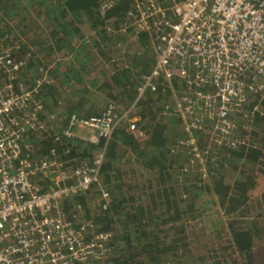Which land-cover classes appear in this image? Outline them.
<instances>
[{"label": "trees", "instance_id": "trees-1", "mask_svg": "<svg viewBox=\"0 0 264 264\" xmlns=\"http://www.w3.org/2000/svg\"><path fill=\"white\" fill-rule=\"evenodd\" d=\"M105 1L0 0V56L8 54L18 67L16 78L30 79L47 71L52 79L37 97L43 112L27 132L23 155L45 157L54 152L72 168L81 160L91 165L102 154L100 178L109 205L90 217V235L108 250L106 264H264V113L260 114L264 112V97L260 93L251 92L250 103L243 110L253 117L250 130L240 124L243 113L232 116L234 127L226 138L236 140L234 146L226 140L221 146L208 145L205 133L198 132L201 147H212V155L208 151L209 156H203L206 180L200 168L198 172L183 169L185 152L179 146L188 135L171 100L180 89L177 82L161 79L156 91L140 97L135 129L122 120L108 139L99 137L97 143H84L63 134L73 114L99 115L109 102L126 108L153 65V59L145 53L154 32L134 35L139 19L134 0H111L104 5ZM156 1L164 8L165 20L174 22V2ZM128 40L140 42L143 48L124 60L117 47ZM152 47L155 54V45ZM54 50L68 62L55 61ZM7 76L0 70V85ZM59 93L63 94L61 98ZM46 94H50L49 101ZM67 96L64 104L58 103ZM50 104L56 106L55 111ZM162 109L163 117L156 116ZM74 129L79 133L78 129L84 128ZM129 152L137 159L130 169L157 173L154 180L148 178L145 194L138 200L132 191L125 193L128 187L136 186V179L124 175L134 171H123L119 163ZM84 193L64 200L63 209L71 213L73 204L84 207ZM219 210V216H210ZM201 216H207V229H226L228 245L198 254L192 251L185 222ZM81 220L79 217L74 224Z\"/></svg>", "mask_w": 264, "mask_h": 264}, {"label": "built area", "instance_id": "built-area-1", "mask_svg": "<svg viewBox=\"0 0 264 264\" xmlns=\"http://www.w3.org/2000/svg\"><path fill=\"white\" fill-rule=\"evenodd\" d=\"M172 1L176 19L168 23L156 0H134L139 14L134 35L154 32L156 50L135 101L156 91L161 79L177 82L173 104L185 127L213 126L225 141L229 117L241 111L251 92H264V0ZM7 57L0 56V70L8 75L0 85V264H106L108 250L90 235L92 221L74 224L79 211L62 207L72 195L99 185L102 155L72 168L56 157L23 155L27 132L43 112L37 97L52 79L47 71L30 82L16 78L18 67ZM133 109L121 112L109 102L99 115L73 114L63 134L97 143L122 120L135 129V115L128 117ZM100 198L106 209L108 192L102 188Z\"/></svg>", "mask_w": 264, "mask_h": 264}, {"label": "rangeland", "instance_id": "rangeland-1", "mask_svg": "<svg viewBox=\"0 0 264 264\" xmlns=\"http://www.w3.org/2000/svg\"><path fill=\"white\" fill-rule=\"evenodd\" d=\"M128 43H123L121 45V47H117L119 49H121L120 53L122 54V59L124 60H127V59H130V57H133L134 55L136 54H139V51L143 48L141 46V43L140 42H133V43H129V40L127 41ZM152 44L153 41H152ZM152 44H150L146 50V53H145V57L148 56L149 58H152L153 59V63H154V59H155V54L153 52V47H152ZM78 49L81 48V46L79 45L77 47ZM81 50V49H80ZM39 53V52H38ZM41 53V52H40ZM55 53V57L53 59H55V61H60L62 62L63 64H65L67 61V59L65 57H59L58 54L60 53L59 51L57 50H54ZM123 54H127L129 56L126 57L124 56L123 57ZM134 54V55H133ZM49 59H52V58H49ZM42 65L44 64L43 61H41ZM48 67V66H47ZM46 67V69H47ZM107 67H108V64H107ZM23 77V76H22ZM33 78V77H32ZM28 79L25 77H23L22 79L25 81V82H30L31 79ZM30 80V81H28ZM142 81V80H141ZM141 83V82H140ZM260 95L261 97H264V92H260ZM47 99L48 101L50 100V94L47 95ZM63 96L62 93H59V98H61ZM68 99V96L64 98V100H60L58 103L59 104H64L65 101H67ZM136 100V97L134 98V100L131 102V103H128V106L125 108L123 105H120V111L121 112H124L125 110H127L128 108L131 107V105L133 106V110H131L130 114L128 117L132 116V115H135L136 117V120L139 121V115L138 113L140 111H138L139 109H141V105H140V102L137 100V102L135 101ZM170 99H167V101H162V102H165V104L169 101ZM171 100L175 101V96L171 97ZM250 100H251V97H249L247 104L250 103ZM134 103V104H133ZM52 108H54V111L56 110V106H54L53 104H50ZM157 104H155V106H157ZM246 105L243 106V108L241 109V113L242 116H241V121H240V124L242 125L243 128H247L248 130L251 129V119L253 118L252 115L250 114V112L248 111H244V108L246 107ZM153 107V106H152ZM163 107V106H162ZM258 106H256V109H257ZM125 108V109H123ZM123 109V110H121ZM153 110H154V107H153ZM160 112V113H159ZM159 112H156V116H161L163 117V109ZM158 113V114H157ZM264 112L260 111V114L262 115ZM237 114V113H236ZM232 116L231 115L229 117V120H230V127H226V135L230 132V128L231 127H234L233 126V122H232ZM124 122L127 123V120L125 119ZM183 126V130H185V133H187L188 135V139L181 142L179 148H181V151L183 150L185 152V155H184V165L185 167L183 168L185 171H189L191 172L192 170L195 171H199L198 168H200L203 172H202V178L204 180L207 179V174L206 172L202 169L203 167V163H204V157L205 156L206 158L209 156V152L210 154L212 155V150L210 148L209 150V147L208 145L210 144L211 146H213L214 144L218 145L220 144L223 145L225 144L224 141V137H225V134H222L220 133L218 130L216 129H213V126H205L204 129H195V128H190L189 129L187 127H185L184 123L182 122ZM55 125V123L53 124ZM52 125V126H53ZM180 130L182 131V129L180 128ZM78 132L81 133V134H84L83 133V130L82 129H78ZM198 132L200 133H205V137L207 136L208 137V145H204L203 147H201V144L200 143V139L197 134H199ZM221 132H224V131H221ZM196 133V135H195ZM88 135V133H87ZM250 134L247 135V139L249 138ZM230 137L227 136V140L228 141V144H230L231 146H234L235 143H236V140H233V141H230L229 139ZM84 142V141H83ZM86 143V142H84ZM214 143V144H213ZM227 144V143H226ZM187 146V148L185 147ZM207 147V148H206ZM217 150L218 147H216ZM214 150V149H213ZM209 151V152H208ZM219 152V151H218ZM98 153V151L95 153V155ZM207 154V156L205 155ZM101 155V154H100ZM134 160H137L135 155L132 153V152H129L128 154L125 153L123 154L122 158L119 160V163H120V168L123 169V171H126V170H132L130 169L129 167L135 165L134 163ZM214 161V160H213ZM212 163V162H211ZM194 165H196L194 167ZM206 166V164H205ZM134 171V170H132ZM123 172H121L122 174ZM156 171H150V170H143V169H138V170H135L134 171V174L133 173H130L128 175H124V176H127V177H134L135 176V179H136V186H130L128 187L127 189H125V193H129L130 191L133 192V196L137 198H143L144 194H145V186L149 184V181H148V178L151 179V180H154L153 178L156 176ZM43 180V178H42ZM40 181V180H39ZM40 183H42L41 185L43 187H45V183L40 181ZM165 182L162 181V185L164 184ZM176 183H172V185H174ZM104 185V182L101 180L100 178V182H99V185H94L92 186L87 192L85 191L83 197H84V207H82V204L81 203H77V204H73L71 205L72 207L70 211H73V210H77L79 211V214H80V217L82 219H85V220H91L92 223H93V220L90 218H94L96 217L97 214L100 213V204L102 202V198H100V189H105L106 186H103ZM160 186V184H159ZM176 186L174 185V188ZM148 189H146L147 191ZM149 191V190H148ZM260 197V196H259ZM140 199V200H141ZM262 199V198H261ZM86 213L89 214V217H86ZM222 213V210H219V213H216V211H213V213L210 215V216H213V217H217L219 216L220 214ZM207 216H201L199 218H196V219H192V220H187L185 222V229L187 230V234H188V241H189V246L190 248L192 249V251L195 253V254H198L199 252L201 251H207V250H210V249H213V248H218V247H222V246H226L229 244V235L227 234V231L225 228H222V229H207L206 228V221H205V218ZM264 255V253L262 254Z\"/></svg>", "mask_w": 264, "mask_h": 264}, {"label": "crops", "instance_id": "crops-1", "mask_svg": "<svg viewBox=\"0 0 264 264\" xmlns=\"http://www.w3.org/2000/svg\"><path fill=\"white\" fill-rule=\"evenodd\" d=\"M83 130V133L84 134H86L87 135V133H88V135H91V132L88 130H85V129H82ZM82 141V140H81ZM83 142V141H82ZM53 152V151H52ZM52 154V153H51ZM53 154H54V152H53ZM48 155V156H51V157H56L57 159H58V157L54 154V155ZM102 155V154H101ZM34 158H37V157H34Z\"/></svg>", "mask_w": 264, "mask_h": 264}]
</instances>
